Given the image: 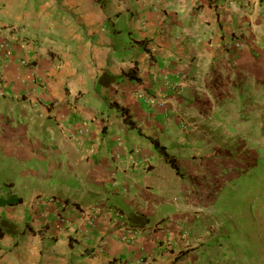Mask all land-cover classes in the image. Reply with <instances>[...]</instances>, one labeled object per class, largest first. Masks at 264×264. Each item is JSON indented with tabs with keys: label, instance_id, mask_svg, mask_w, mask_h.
<instances>
[{
	"label": "crops",
	"instance_id": "0c3cea01",
	"mask_svg": "<svg viewBox=\"0 0 264 264\" xmlns=\"http://www.w3.org/2000/svg\"><path fill=\"white\" fill-rule=\"evenodd\" d=\"M262 152L264 0H0V264H264L224 196Z\"/></svg>",
	"mask_w": 264,
	"mask_h": 264
},
{
	"label": "rangeland",
	"instance_id": "374dc122",
	"mask_svg": "<svg viewBox=\"0 0 264 264\" xmlns=\"http://www.w3.org/2000/svg\"><path fill=\"white\" fill-rule=\"evenodd\" d=\"M237 46V45H236ZM261 152V149L259 150ZM250 161V160H249ZM247 161V162H249ZM247 165V164H245ZM231 179L224 196L230 201L227 210L239 218L242 230L245 228L248 251L257 258H264V152L261 157L242 171H230ZM18 173L0 170V183L12 182ZM8 175V176H7ZM231 177V178H232ZM251 234V235H250ZM261 249V250H260Z\"/></svg>",
	"mask_w": 264,
	"mask_h": 264
},
{
	"label": "trees",
	"instance_id": "16d2710c",
	"mask_svg": "<svg viewBox=\"0 0 264 264\" xmlns=\"http://www.w3.org/2000/svg\"><path fill=\"white\" fill-rule=\"evenodd\" d=\"M121 113L123 114L124 121L129 125L130 128H137V123L135 120H133L131 113L127 108H120ZM155 146L157 149L164 155V157L167 159V161L172 164L174 167L177 168L175 158L168 154L166 151V148L164 145L160 144L157 140H154ZM21 201V198H14L12 200H9L7 203H18Z\"/></svg>",
	"mask_w": 264,
	"mask_h": 264
},
{
	"label": "built area",
	"instance_id": "2783aa9c",
	"mask_svg": "<svg viewBox=\"0 0 264 264\" xmlns=\"http://www.w3.org/2000/svg\"><path fill=\"white\" fill-rule=\"evenodd\" d=\"M5 46L9 47V44L6 43ZM21 62L23 65L27 64V61L25 59H22ZM188 125L189 124L186 123L184 125V127H187ZM63 207H65V203L61 204V208H63ZM77 212H79V218H81L83 221H85V223H87L88 225H92L95 221L97 214L100 212V210L98 208H88V209L80 208V209H78ZM111 212H114L115 216H118L119 218H121L123 216V212L120 210L112 208ZM138 262H141V260H138Z\"/></svg>",
	"mask_w": 264,
	"mask_h": 264
},
{
	"label": "clouds",
	"instance_id": "9594fccd",
	"mask_svg": "<svg viewBox=\"0 0 264 264\" xmlns=\"http://www.w3.org/2000/svg\"><path fill=\"white\" fill-rule=\"evenodd\" d=\"M184 125H185V124H183L182 126H184ZM187 127H189V125H188ZM55 202H56L59 206H61L62 203H65V206H66V202H63L62 200H60V199L57 198V197H55ZM80 208H85V207H80ZM93 208H95V207H93ZM113 209H114V208H113ZM61 213H62V211L59 210V211H58L59 219H63L64 221H66L65 216H62ZM134 231H135L136 233H138V232H143L144 230H143L142 228H137V227H135ZM123 240H125V241H130L131 239H126V238L124 237Z\"/></svg>",
	"mask_w": 264,
	"mask_h": 264
}]
</instances>
